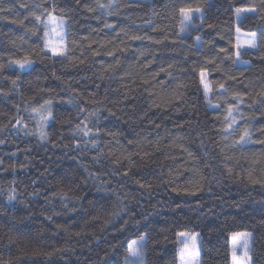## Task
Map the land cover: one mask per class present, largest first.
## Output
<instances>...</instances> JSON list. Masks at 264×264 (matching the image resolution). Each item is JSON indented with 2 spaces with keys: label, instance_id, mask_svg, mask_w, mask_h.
<instances>
[{
  "label": "trees",
  "instance_id": "obj_1",
  "mask_svg": "<svg viewBox=\"0 0 264 264\" xmlns=\"http://www.w3.org/2000/svg\"><path fill=\"white\" fill-rule=\"evenodd\" d=\"M189 5L203 21L182 34L178 10ZM251 6L261 0H0V264H124L129 240L145 234L146 264H179L185 230L199 233L202 264H231L235 232L252 234L253 264H264V187L248 179H264V16L234 12ZM30 12L64 18L70 59L42 51L46 28ZM237 26L258 48L242 51V66L219 51L235 50ZM25 57L31 67L9 66ZM201 68L226 82L211 96L218 109ZM237 92L238 123L225 131ZM49 98L42 140L31 108ZM94 110L92 133H76ZM245 127L251 140L237 144Z\"/></svg>",
  "mask_w": 264,
  "mask_h": 264
},
{
  "label": "snow or ice",
  "instance_id": "obj_2",
  "mask_svg": "<svg viewBox=\"0 0 264 264\" xmlns=\"http://www.w3.org/2000/svg\"><path fill=\"white\" fill-rule=\"evenodd\" d=\"M78 3L79 0H76ZM97 6L100 8H106L111 9L113 7L114 0H109L108 4H101L100 0H96ZM25 5H21V7H24ZM37 7H40V5H37ZM55 10V9H53ZM61 11H64L61 9ZM235 15L237 19L239 20L241 18L242 14H252V15H260L264 16V0H261V7L258 9L255 6L246 7V8H236L234 10ZM111 14V12H109ZM178 14L181 17L180 24H181V33L186 34L189 27H195L193 24L194 18H199L201 21H203V10L199 6H185L181 7L178 10ZM29 15L35 18L37 22H41L43 20L41 15H37L35 12H30ZM244 18H247L245 16ZM22 23V21H21ZM44 26L47 29V31L43 34L44 44L43 49L44 53L47 55L50 53V56H48L49 59L53 57L58 58H68V52L70 51L68 44V36L67 32L64 28V24L66 21L63 17L57 18L56 16L49 13L47 20H43ZM105 27H112V25L105 24ZM209 27H212V25H209ZM59 29V30H58ZM29 32H32L35 34V29H28ZM241 30L237 26L236 32L239 33ZM49 33H54L55 37L58 38H50ZM249 39L245 40L243 43L240 42L239 38H237L236 43L233 45L230 41V46L233 47L235 50L231 53H229V50L227 48H221L219 51L221 53L225 54V58L230 59L232 63H239L240 57L242 55V50L247 49H257V43H256V34L250 33ZM131 39H143L140 36H132ZM200 37L197 36L196 40L197 42L200 41ZM71 43L75 44V41H71ZM108 55H113L112 52H109ZM264 59V56L261 57ZM34 61L31 59H28L25 57L24 59L10 61L9 66L16 65L18 66L20 71L25 70L26 68H29L32 66ZM118 63V61H117ZM208 63L215 64L214 59H209ZM109 68L112 66L109 65ZM0 68H3V65H0ZM214 71H220L219 65H216L214 68ZM209 72L201 68L199 70V84L202 86V92L203 95L207 101V104L210 108L213 110L220 108L219 104H213L212 99L210 98L212 93L214 91H222L223 93L228 92V88L226 87L225 83H220L219 81H211L208 79ZM59 79V77H57ZM227 79H235L234 76H228ZM11 84L13 86L17 85V80L13 79L11 80ZM213 84H216L217 87L214 89ZM3 95L7 96V93H3ZM261 97H264V91L260 93ZM232 99L237 101V103L229 104L228 107L225 109V111L228 114V117H231V120L228 122L227 127L224 129L225 131H228L229 129H232V126L236 123H238L236 117L233 115V112H239V103L243 102L242 95L237 92L232 95ZM77 98H72L69 100L70 103H76ZM52 104L53 99L49 98L43 102L38 108L32 107L31 112L36 113V116L39 118L40 122V139L46 140L48 138L47 133L43 131L45 127H47L48 122L50 120L55 119L53 116L52 111ZM79 111L83 112L85 109L83 107L79 108ZM97 114V110H94L93 112H89L88 116L85 117V120L82 122L84 124L83 127H81V124H76L74 131L76 133H80L83 136H88L90 133H92L93 129L87 127L88 123V117L94 116ZM22 117L17 120V124H20L22 121ZM24 128L27 127L26 124L23 125ZM100 129L96 128L95 133L96 135H99ZM251 140V133L248 130L247 127L244 128L242 134L239 136L238 141H236L237 144L243 145L248 143ZM259 143H264V140L258 141ZM88 143H91L92 147H98L99 141L96 139H93L91 141H85V145ZM131 155V154H129ZM191 155V153H189ZM98 159V157L96 158ZM0 163H3V161H0ZM231 171V170H229ZM91 175V173H89ZM249 182L252 184H259L262 187H264V179H253L251 175L248 177ZM139 183V181H137ZM143 187V185H141ZM175 191V189H173ZM37 193H34L36 195ZM56 195H59L65 200L70 199H79L78 197H70L67 192L61 190ZM7 198L9 201H12L16 199V190L10 189ZM114 215H117V213H114ZM51 218V217H49ZM198 237L199 233H192L188 230L180 231L176 233V240L175 243H177L178 247L176 250V256L179 259L180 264H201L200 256H201V247L198 243ZM165 239H167L165 237ZM252 239V234L250 232H235L231 234V264H251L252 256L250 254V244L249 241ZM148 246V236L140 235L138 239H130L129 242L126 245V256L124 258V264H146V248ZM242 248L243 249V255L238 256L237 255V249Z\"/></svg>",
  "mask_w": 264,
  "mask_h": 264
},
{
  "label": "rangeland",
  "instance_id": "obj_3",
  "mask_svg": "<svg viewBox=\"0 0 264 264\" xmlns=\"http://www.w3.org/2000/svg\"><path fill=\"white\" fill-rule=\"evenodd\" d=\"M134 1H143V2H145V1H148V0H134ZM210 2H212L213 0H209ZM246 15H249V14H242L241 15V18L239 19V21H241ZM64 28H65V30H66V32H67V29H66V23L64 24ZM59 30V29H58ZM46 31H47V29H46ZM49 36H50V38H55V39H57L58 40V38L57 37H55V34L54 33H49ZM237 38H239V40H240V42L241 43H243L245 40H247V39H249L250 37H249V35H248V33H244V32H242V31H240L239 33H237ZM256 43H257V41H256ZM248 51H253V50H255V49H247ZM246 50V51H247ZM242 51H245V50H242ZM50 54V53H49ZM53 58H58V57H53ZM240 61H241V59H240ZM239 65H244V63L241 61V62H239L238 63ZM212 96V95H211ZM211 98V97H210ZM212 109V108H211ZM39 119V118H38ZM198 243H199V245H200V247H201V243H200V237H198ZM249 244H250V249H251V251H250V254H251V256H252V239L249 241ZM237 255L238 256H242L243 255V249L242 248H238L237 249ZM200 260H201V256H200ZM179 264H180V262H179ZM202 264V263H201ZM251 264H253V260L251 261Z\"/></svg>",
  "mask_w": 264,
  "mask_h": 264
}]
</instances>
